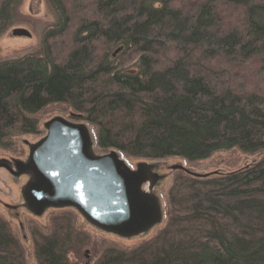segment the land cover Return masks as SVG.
<instances>
[{
  "label": "trees",
  "instance_id": "trees-1",
  "mask_svg": "<svg viewBox=\"0 0 264 264\" xmlns=\"http://www.w3.org/2000/svg\"><path fill=\"white\" fill-rule=\"evenodd\" d=\"M24 0H0V39ZM38 47L0 59V149L36 135L34 116L65 104L101 150L188 162L264 151V0H44ZM156 236L94 264H264V157L228 173L176 177ZM37 264H77L71 218L32 233ZM0 264H26L0 219Z\"/></svg>",
  "mask_w": 264,
  "mask_h": 264
},
{
  "label": "water",
  "instance_id": "water-1",
  "mask_svg": "<svg viewBox=\"0 0 264 264\" xmlns=\"http://www.w3.org/2000/svg\"><path fill=\"white\" fill-rule=\"evenodd\" d=\"M13 36L28 37L15 29ZM45 136L28 145L25 161L0 162L12 177H27L20 195L26 211L41 217L46 211L72 209L98 231L124 240L147 235L162 223L155 193L163 177L156 166L140 163L130 169L120 153L99 156L85 123L55 117L44 124ZM194 177L205 175L191 174Z\"/></svg>",
  "mask_w": 264,
  "mask_h": 264
},
{
  "label": "rangeland",
  "instance_id": "rangeland-1",
  "mask_svg": "<svg viewBox=\"0 0 264 264\" xmlns=\"http://www.w3.org/2000/svg\"><path fill=\"white\" fill-rule=\"evenodd\" d=\"M52 22L51 13L44 0H24L20 7L19 24L11 28L0 39V59L18 58L26 53L32 52L38 47L42 31ZM15 29L26 30L28 37L13 36ZM72 110L65 104H50L37 113L34 118L38 122V133L36 135H19L11 138L8 149H0V162L25 161L28 155V145L33 144L45 136L44 124L55 117H62L75 121L71 118ZM94 140V152L102 156L110 150H101L96 145L95 129L85 123ZM264 157V151L254 155H247L238 150L220 151L209 158L188 162L178 157H170L160 160H143L127 157L120 153V158L130 169H135L140 163H149L156 166V171L163 177L155 190L162 208V223L153 228L147 235L130 240L120 239L104 234L91 225L72 209H54L46 211L41 217L31 215L25 209L20 191L26 183V177L16 179L6 170L0 169V219L5 221L15 238L21 243L24 250L26 264H37L32 244V233L37 231L41 234H49L52 221L55 218L68 216L77 232L83 234L87 243L74 249L70 254V261L77 264H94L98 256L108 248L130 251L152 239L162 230L169 215L168 193L176 177L187 174L181 170H172L174 166H180L191 174L207 175L211 173H228L252 165ZM189 175V174H187Z\"/></svg>",
  "mask_w": 264,
  "mask_h": 264
},
{
  "label": "flooded vegetation",
  "instance_id": "flooded-vegetation-1",
  "mask_svg": "<svg viewBox=\"0 0 264 264\" xmlns=\"http://www.w3.org/2000/svg\"><path fill=\"white\" fill-rule=\"evenodd\" d=\"M8 164H9V166L12 168V164L8 161L7 162ZM22 177H25V176H22ZM16 178V177H15ZM19 178H21V177H19ZM19 178H16V179H19ZM26 179H27V177H26Z\"/></svg>",
  "mask_w": 264,
  "mask_h": 264
}]
</instances>
